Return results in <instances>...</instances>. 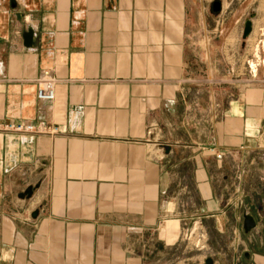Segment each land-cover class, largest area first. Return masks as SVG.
Returning <instances> with one entry per match:
<instances>
[{
  "label": "crops",
  "instance_id": "crops-1",
  "mask_svg": "<svg viewBox=\"0 0 264 264\" xmlns=\"http://www.w3.org/2000/svg\"><path fill=\"white\" fill-rule=\"evenodd\" d=\"M216 2L0 0V122L59 129L0 133L1 263L151 264L213 222L239 248L251 237L243 255L231 244L235 264H264V224L239 229L201 151L211 129L243 142L253 109L235 101L213 123L186 85ZM46 71L53 102L37 97Z\"/></svg>",
  "mask_w": 264,
  "mask_h": 264
},
{
  "label": "rangeland",
  "instance_id": "rangeland-1",
  "mask_svg": "<svg viewBox=\"0 0 264 264\" xmlns=\"http://www.w3.org/2000/svg\"><path fill=\"white\" fill-rule=\"evenodd\" d=\"M217 2L221 4V0ZM220 12H214L222 18H218L207 33L190 41L196 61L186 85L190 96L196 102L199 100V109L210 114L213 123L220 121V113L235 101L253 109L249 116L254 120L248 123L244 120V126H248L243 130V142L230 141V137L219 136L211 129L209 142L201 150L211 155L210 171L228 177L216 187L219 193L226 194L224 206L230 205L238 211L239 229L244 233L245 218L252 217L260 226L264 224V0H240L232 7L227 1L223 13ZM246 20L254 22V29L245 40ZM248 100L252 101L249 106ZM219 145L227 147L228 151L217 149ZM218 156L225 161L222 169H218L214 161ZM239 234L223 235L216 231L213 222L204 230L202 227L186 230L180 235L177 259L174 252L173 259L171 254L164 253L166 259H152L151 264H235L231 244L235 242L238 254L243 255L251 239L243 235V246L239 248ZM262 236L260 233L259 240ZM251 250L257 249L249 247L248 251ZM8 261L10 259H3L0 264H12ZM18 264H30V259H19Z\"/></svg>",
  "mask_w": 264,
  "mask_h": 264
},
{
  "label": "built area",
  "instance_id": "built-area-1",
  "mask_svg": "<svg viewBox=\"0 0 264 264\" xmlns=\"http://www.w3.org/2000/svg\"><path fill=\"white\" fill-rule=\"evenodd\" d=\"M37 97L40 101L53 102L56 99V89L58 79L50 71H46L37 80ZM59 132L58 128L51 129L50 127L35 125L32 123L7 121L0 122V133L16 134V135H43Z\"/></svg>",
  "mask_w": 264,
  "mask_h": 264
},
{
  "label": "water",
  "instance_id": "water-1",
  "mask_svg": "<svg viewBox=\"0 0 264 264\" xmlns=\"http://www.w3.org/2000/svg\"><path fill=\"white\" fill-rule=\"evenodd\" d=\"M214 10L216 12L221 11V4L219 2L215 3ZM252 32H253V23L251 20H248V21H246L245 27H244V34H243L244 39H248L249 36L252 34ZM246 225H247V227H252L254 225V223L251 222L250 220H247Z\"/></svg>",
  "mask_w": 264,
  "mask_h": 264
},
{
  "label": "bare ground",
  "instance_id": "bare-ground-1",
  "mask_svg": "<svg viewBox=\"0 0 264 264\" xmlns=\"http://www.w3.org/2000/svg\"><path fill=\"white\" fill-rule=\"evenodd\" d=\"M262 63H263V68H264V61H262Z\"/></svg>",
  "mask_w": 264,
  "mask_h": 264
}]
</instances>
